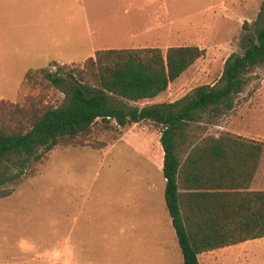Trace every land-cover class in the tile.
I'll use <instances>...</instances> for the list:
<instances>
[{"label": "rangeland", "instance_id": "374dc122", "mask_svg": "<svg viewBox=\"0 0 264 264\" xmlns=\"http://www.w3.org/2000/svg\"><path fill=\"white\" fill-rule=\"evenodd\" d=\"M58 2L62 6L63 0H2L0 101L5 107L0 122L7 128L26 131L40 113L63 103L72 83L67 71L81 68L91 54L90 42L80 51L66 49ZM124 2L129 7L131 32L125 40L98 39L95 47L142 46L164 52L172 46H197L204 50L163 93L127 102L137 107L171 103L198 86L213 84L225 59L241 54L264 26V0ZM69 51L78 53L62 56ZM62 58L72 63H65L60 71L57 68L62 64L48 65ZM40 69L55 73L60 78L58 87ZM29 71L37 72L26 82ZM88 82L95 84L90 77ZM139 128L145 132L127 136L123 134L126 128L97 120L86 133L62 140L50 151L40 150V159L28 164L25 175L5 186L13 189L11 196L0 199V264H62L57 254L63 245V230H76L86 222L91 232L83 233V239L89 246L97 245L96 264H182L174 232L171 255L169 241L160 248L137 247L135 242L128 246L123 241L133 239L122 235L124 186L139 189L140 205L146 209L153 198L151 183L159 188L162 182L159 159L150 145L158 127L143 121ZM223 134L264 143V63L248 74L246 86L230 109L208 113L201 123L187 128L182 149L190 140ZM248 190H264V148ZM154 196L159 193L155 191ZM78 211L84 214L74 221ZM74 236L75 232L72 240ZM214 264H264V237L229 246Z\"/></svg>", "mask_w": 264, "mask_h": 264}, {"label": "trees", "instance_id": "16d2710c", "mask_svg": "<svg viewBox=\"0 0 264 264\" xmlns=\"http://www.w3.org/2000/svg\"><path fill=\"white\" fill-rule=\"evenodd\" d=\"M203 55L197 46H172L164 52L153 47L95 51L81 68L67 71L72 83L64 102L40 113L28 130H13L0 122V199L12 194L13 189L5 186L25 175L28 164L40 159V150L50 151L62 140L86 133L97 120L113 122L117 128L148 121L160 133L165 206L183 264H199L201 252L264 237V190H248L264 143L229 134L209 136L187 143L190 149L181 166L178 158L187 128L201 123L208 113L230 109L248 74L264 63V26L241 54L225 59L213 84L198 86L171 103L127 104L163 93ZM60 68L64 65L57 71ZM35 72H27L25 81ZM39 72L58 87L55 73ZM89 77L95 84L88 82ZM4 107L0 101V113ZM186 168L197 182L190 188L206 190L190 194L189 202L178 191L186 186L187 177L180 180Z\"/></svg>", "mask_w": 264, "mask_h": 264}, {"label": "crops", "instance_id": "0c3cea01", "mask_svg": "<svg viewBox=\"0 0 264 264\" xmlns=\"http://www.w3.org/2000/svg\"><path fill=\"white\" fill-rule=\"evenodd\" d=\"M86 1V0H84ZM87 4H84L83 0H63L62 6L59 2L57 4L58 15L62 16V24L65 25V47L70 51H74L84 47L88 42H90L91 54L89 57H93L95 51L101 49H133V48H109L102 46L97 48L94 46L96 40H125L126 35L131 32L130 22H129V7L125 4L124 0H116L112 3L110 0H88ZM5 3V0H4ZM2 0H0V6H2ZM64 30V27H63ZM3 41L0 40V49L3 47ZM135 48H143L138 46ZM65 52L62 56H75L78 52ZM87 59V58H86ZM51 62L59 63L64 65L65 63H72L70 59L62 58V60H52ZM49 62L48 65L51 63ZM139 123L130 124L125 126L127 132L123 134L130 135L136 134L135 132H145V130L139 128ZM123 130V128H121ZM160 133L157 132L154 135L153 140H151L150 145L154 146L156 150L157 157L159 159V170L161 167L162 174V162H163V151L159 141ZM129 146V145H128ZM183 146V145H182ZM181 146L180 152L178 153L179 164H183L185 157L189 151V147L186 146L184 149ZM151 151L152 148H151ZM162 151V152H161ZM187 177V178H186ZM186 178L187 181L184 182L186 186H179L180 195H186V200L189 202V195L192 193L204 192L206 190L200 189L195 190L190 188V185L196 182V180L191 179L188 168L182 171L180 174V180ZM166 180L162 175V182L160 187H155L151 183L150 191L152 192V197L150 202V207L143 209L140 205V191L137 188L127 189L124 186V196L123 208H122V232L123 237L127 235L132 240L123 241L127 243L128 246L135 242L137 247L150 245L152 247L160 248L163 243L165 244L169 241L170 255L172 254L171 249L174 247V242L172 236L175 235V231L171 224V219L165 206L164 200V187ZM159 193V196H154V193ZM11 196V195H10ZM157 197V198H156ZM156 204V205H155ZM81 213L78 211L75 213L74 221L77 220L76 216H80ZM87 219L89 215L85 213ZM90 224L86 222V225L79 226L78 229L66 228L63 230V245L59 248L57 254V261L62 264H96L98 259L95 248L96 244L90 243V246L85 243L83 239V233L91 232ZM75 232V236L72 240V233ZM174 232V235H173ZM176 238V235H175ZM177 242V238H176ZM88 243V242H87ZM178 244V242H177ZM173 245V247H172ZM234 246V245H230ZM179 247V245H178ZM229 246L222 248L213 249L210 251L201 252L197 255L199 264H214L220 253H222ZM175 249H173L174 251ZM180 251V248H179ZM175 252V251H174ZM181 254V251H180ZM182 258V255H181ZM183 264V260H182Z\"/></svg>", "mask_w": 264, "mask_h": 264}]
</instances>
